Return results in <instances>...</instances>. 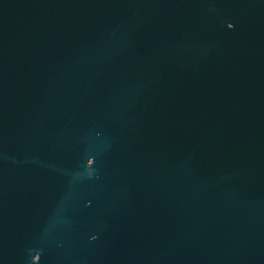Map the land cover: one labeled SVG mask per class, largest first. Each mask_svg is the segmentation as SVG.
Masks as SVG:
<instances>
[{
    "label": "water",
    "instance_id": "95a60500",
    "mask_svg": "<svg viewBox=\"0 0 264 264\" xmlns=\"http://www.w3.org/2000/svg\"><path fill=\"white\" fill-rule=\"evenodd\" d=\"M0 264H264V0H0Z\"/></svg>",
    "mask_w": 264,
    "mask_h": 264
}]
</instances>
